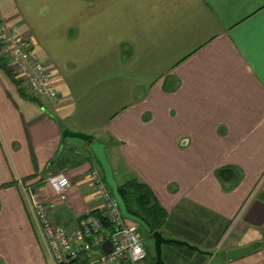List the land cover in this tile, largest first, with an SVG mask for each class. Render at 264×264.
Here are the masks:
<instances>
[{
    "label": "crops",
    "instance_id": "1",
    "mask_svg": "<svg viewBox=\"0 0 264 264\" xmlns=\"http://www.w3.org/2000/svg\"><path fill=\"white\" fill-rule=\"evenodd\" d=\"M0 20L58 93L29 97L0 49V264L49 261L20 180L68 232L98 209L96 159L64 129L106 143L117 184L149 188L167 237L205 252L196 264H264V0H0ZM225 166L235 179L216 175ZM60 172L63 199L45 180ZM197 209L225 223L196 225Z\"/></svg>",
    "mask_w": 264,
    "mask_h": 264
},
{
    "label": "built area",
    "instance_id": "2",
    "mask_svg": "<svg viewBox=\"0 0 264 264\" xmlns=\"http://www.w3.org/2000/svg\"><path fill=\"white\" fill-rule=\"evenodd\" d=\"M0 49L3 61L13 66L18 86L31 98L58 100L51 72L32 50L26 38L0 20ZM3 63V62H2ZM89 178L99 202L96 213L87 211L73 232L56 222L46 205L33 190L19 181L28 212L44 245L51 264H147L146 235L141 226L122 216L98 164L92 165ZM53 192L65 198L70 181L65 173L46 179ZM125 220L128 221L125 224ZM109 241L110 250L101 245ZM96 249H99L96 253Z\"/></svg>",
    "mask_w": 264,
    "mask_h": 264
},
{
    "label": "water",
    "instance_id": "3",
    "mask_svg": "<svg viewBox=\"0 0 264 264\" xmlns=\"http://www.w3.org/2000/svg\"><path fill=\"white\" fill-rule=\"evenodd\" d=\"M62 137L77 138L84 141L90 146V150L94 155L96 161L98 162L99 166L101 167V170L104 175V180L108 185V187L110 188L112 195L119 206V210L122 216L126 219L138 223L153 239V246L155 253V261L153 262V264H166L162 259L163 244H176L180 246H186L191 250L205 253L200 248H198L195 245H191L187 241L164 237L160 230L152 231V229L140 217L128 212L125 202L122 196L118 192V184L114 177L113 168L106 155V151H105L106 143L96 139L95 136L92 134H88L80 131H71L69 129H64L62 131ZM109 245H110L109 241H105L101 245V247L102 249H104L105 252H108L110 250ZM259 245L260 244L258 242H251L244 246L230 248L227 250L226 253L227 258L234 259L246 255L247 253L254 250Z\"/></svg>",
    "mask_w": 264,
    "mask_h": 264
},
{
    "label": "trees",
    "instance_id": "4",
    "mask_svg": "<svg viewBox=\"0 0 264 264\" xmlns=\"http://www.w3.org/2000/svg\"><path fill=\"white\" fill-rule=\"evenodd\" d=\"M0 65L4 66L2 62ZM216 175L226 181L237 177L235 170L230 166L217 169ZM118 192L122 196L128 212L140 217L152 231L161 230L164 227L167 213L153 199L151 191L144 183L136 179H128L124 183L118 184ZM141 229L143 228L141 227ZM143 231L146 232L144 229ZM148 236L150 235L148 234Z\"/></svg>",
    "mask_w": 264,
    "mask_h": 264
},
{
    "label": "rangeland",
    "instance_id": "5",
    "mask_svg": "<svg viewBox=\"0 0 264 264\" xmlns=\"http://www.w3.org/2000/svg\"><path fill=\"white\" fill-rule=\"evenodd\" d=\"M194 213H195L196 219L195 218L193 219V217H192L193 211L185 213V215L190 216L192 218L191 222L194 220L196 225H198V223L202 224V220L206 221L207 224H213L214 223L215 226L219 225L220 223H221L220 225L222 226L223 223H225V221L221 220L220 218H219V222H218L216 220V217L211 216L210 213H206L201 209H197ZM176 214H178V212L172 213L173 216ZM168 217H169V215H168ZM127 222L128 221L125 220V224ZM166 228H168L169 230H173V231L175 230V228H173L170 224H169V227H166ZM166 228L164 226L160 230L164 237L169 236ZM218 229L219 228H216L215 230H218ZM141 231L147 237L146 242H145L146 252H147V255L145 257V262L147 264H153V262H154L153 259L155 256L153 239L150 236H148V234L146 232H144L143 229H141ZM213 237L214 236H212V238ZM167 238H175V237H167ZM190 238H193L192 235H190ZM212 238H210V239H212ZM175 239H178V238H175ZM179 240H183V239H179ZM190 244L195 245L192 243H190ZM195 246L200 248L198 245H195ZM95 251H96V253H98L99 249H96ZM201 256H203L202 252L191 250V249L187 248L186 246H180V245H176V244H163L162 245V259L164 260V262L166 264H196L195 261ZM46 260H47V258H46ZM47 264H51L50 261H48Z\"/></svg>",
    "mask_w": 264,
    "mask_h": 264
},
{
    "label": "flooded vegetation",
    "instance_id": "6",
    "mask_svg": "<svg viewBox=\"0 0 264 264\" xmlns=\"http://www.w3.org/2000/svg\"><path fill=\"white\" fill-rule=\"evenodd\" d=\"M151 237V236H150ZM153 261H155V256H154V259H153Z\"/></svg>",
    "mask_w": 264,
    "mask_h": 264
}]
</instances>
